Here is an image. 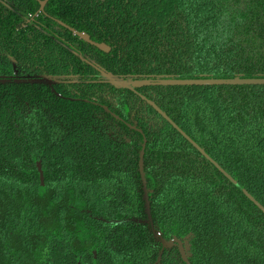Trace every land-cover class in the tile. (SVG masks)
<instances>
[{
	"label": "trees",
	"instance_id": "1",
	"mask_svg": "<svg viewBox=\"0 0 264 264\" xmlns=\"http://www.w3.org/2000/svg\"><path fill=\"white\" fill-rule=\"evenodd\" d=\"M43 1L0 0V264H264V0Z\"/></svg>",
	"mask_w": 264,
	"mask_h": 264
},
{
	"label": "water",
	"instance_id": "2",
	"mask_svg": "<svg viewBox=\"0 0 264 264\" xmlns=\"http://www.w3.org/2000/svg\"><path fill=\"white\" fill-rule=\"evenodd\" d=\"M48 0H44L43 2H40V9H42L44 7V5L47 3ZM79 38L81 40H83L84 42L94 46L97 50L101 51V52H104V53H108L109 52V48L104 45V44H97V43H93L90 41L89 37L86 35V34H83V33H80L78 34ZM12 63V67H13V70H14V75L17 74V70H16V65H15V62L14 61H11ZM16 82H32V83H45L47 84L49 87L52 86V83L51 81L49 80V78L47 77H34V78H26V79H17L15 80ZM0 82H5V80H0ZM201 153L203 155L204 152L201 150ZM142 163H143V150L141 151V154H140V160H139V172L141 174V177H142ZM42 180V179H40ZM142 181L144 183V180L142 178ZM144 201H145V209H146V215H147V220L149 223H151V216H150V208H149V203H148V196H147V189L144 185ZM254 204L259 208L261 209V211H264L263 208L257 203V202H254ZM161 246H162V250L165 248V247H168V246H172V245H176L177 248H178V251L181 255V258L185 259V258H188L190 257V235L189 236H186L185 238L179 240L177 238H173L169 241H165V240H161ZM162 253V251H161ZM160 257L158 258L157 262L159 261Z\"/></svg>",
	"mask_w": 264,
	"mask_h": 264
},
{
	"label": "rangeland",
	"instance_id": "3",
	"mask_svg": "<svg viewBox=\"0 0 264 264\" xmlns=\"http://www.w3.org/2000/svg\"><path fill=\"white\" fill-rule=\"evenodd\" d=\"M127 82H131V81H127ZM127 85H132V83H128Z\"/></svg>",
	"mask_w": 264,
	"mask_h": 264
},
{
	"label": "flooded vegetation",
	"instance_id": "4",
	"mask_svg": "<svg viewBox=\"0 0 264 264\" xmlns=\"http://www.w3.org/2000/svg\"><path fill=\"white\" fill-rule=\"evenodd\" d=\"M178 249V248H177Z\"/></svg>",
	"mask_w": 264,
	"mask_h": 264
}]
</instances>
